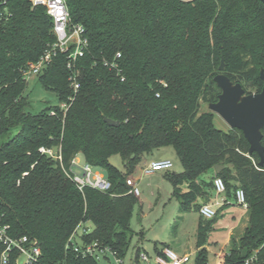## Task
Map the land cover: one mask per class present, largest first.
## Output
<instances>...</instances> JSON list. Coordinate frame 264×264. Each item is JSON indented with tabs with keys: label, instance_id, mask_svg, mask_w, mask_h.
Masks as SVG:
<instances>
[{
	"label": "trees",
	"instance_id": "1",
	"mask_svg": "<svg viewBox=\"0 0 264 264\" xmlns=\"http://www.w3.org/2000/svg\"><path fill=\"white\" fill-rule=\"evenodd\" d=\"M67 3L71 22L85 27L89 45L72 69L68 53L60 52L37 75L58 99L38 112L31 111L24 70L56 41L53 20L33 0H8L12 16L0 24V219L10 225L12 236L38 241L42 255L28 264H100L67 246L73 234L124 257L139 202L129 192L126 175L146 163V155L167 146L183 166L182 172L166 175L180 212H199L209 203L217 177L226 183L227 200L243 189L249 224L239 239H232L223 264H248L254 256L264 264V166L257 153L249 154L240 129H220L215 113L201 111L202 104L218 101L215 76L222 59L224 73L246 93L262 90L264 2ZM74 72L77 93L70 81ZM106 117L119 126L108 124ZM42 146L60 148L62 162L41 153ZM78 154L104 169L111 190L78 189L68 175ZM114 154L122 156L125 171L110 162ZM218 164L224 168L216 172ZM217 220L218 211L212 219L200 216L194 264H208L207 243ZM4 247L0 243V264ZM17 257L13 252L9 264H16Z\"/></svg>",
	"mask_w": 264,
	"mask_h": 264
},
{
	"label": "built area",
	"instance_id": "2",
	"mask_svg": "<svg viewBox=\"0 0 264 264\" xmlns=\"http://www.w3.org/2000/svg\"><path fill=\"white\" fill-rule=\"evenodd\" d=\"M34 4H42L46 7L47 13L53 20V33L56 36V41L46 49L43 55L35 62L30 63L28 68L24 70V76L28 78L37 76L46 66H48L58 53H68V67L72 69L75 61L84 56L89 40L86 36L85 27L82 24H73L67 0H33ZM12 16L8 6V0H0V24L7 21ZM120 56V53H118ZM76 72L70 76L71 86L75 93L80 88V83L76 79ZM124 80V78H122ZM73 99V98H71ZM62 109H67L68 104H61ZM55 114V111H51ZM40 152L47 154L56 161L62 162V153L60 148H49L42 146ZM93 165L85 163L80 166L75 157L72 160V166L68 175L76 184L79 190L84 191L86 188H92L101 192H107L112 189L113 183L105 173L94 171ZM173 167L171 160H152L144 169V173L151 174L163 170H170ZM126 183L129 186V192L135 196H140V188L138 179L126 178ZM215 198L212 203H207L201 206L200 215L206 219H212L217 214L216 206L223 205L227 202V186L223 178L217 177L214 180ZM235 203L241 207L248 208L245 192L243 189H238L235 193ZM84 233L89 232V229H83ZM0 243L4 244V250L1 255L2 264H9L10 255L13 252L18 253L16 264H28L36 262L42 255V249L36 239H31L24 235L14 237L11 235V227L9 224L0 219ZM67 246L81 256H92L100 260L106 257L110 252L117 260L113 264H122L120 257L115 255L110 248L100 247L97 242H84L79 236L73 234ZM107 258V257H106ZM139 261L147 264H194L195 256L190 253L179 254L169 247L162 249L154 257H150L149 253L142 251L139 254ZM248 264H260L256 257L247 260Z\"/></svg>",
	"mask_w": 264,
	"mask_h": 264
},
{
	"label": "rangeland",
	"instance_id": "3",
	"mask_svg": "<svg viewBox=\"0 0 264 264\" xmlns=\"http://www.w3.org/2000/svg\"><path fill=\"white\" fill-rule=\"evenodd\" d=\"M27 93L30 94L33 108L31 111L38 112L47 105H55L58 103L57 96L54 92L45 90L40 82L38 76L28 78ZM210 110L207 104H202L201 111ZM215 124L218 128L228 130L230 126L218 114H215ZM148 161L152 160H171L173 167L170 171L180 173L183 171V166L173 147L167 146L155 150L152 154L146 155ZM79 165L85 164L82 154L77 155ZM110 162L121 171H125L124 161L120 154H114L110 157ZM147 163L139 166L137 175L142 176L139 182L140 196L137 198V203L132 219L131 227L133 229V238L131 246L124 257H122V264H147L139 261V254L142 251L149 253L150 257L157 254V250L166 244H170L174 249L178 245H182L186 252L192 254L195 247L197 223L199 221L198 211H189L186 213L180 212L179 201L173 196V185L166 179L165 174L167 170L154 172L151 174H142L140 168H144ZM94 171L105 173L101 167H94ZM133 173L127 174L126 178H137ZM222 210L219 211V216ZM240 227L235 231H241ZM223 232V230H219ZM214 235V234H213ZM215 236H212V238ZM211 238V239H212ZM218 244L227 245L226 237L222 234L217 237ZM209 245L208 264H219L221 252L218 245L212 242ZM224 251L228 250L226 246ZM107 257V258H106ZM106 257L100 258V264H113L116 263L117 258L108 252Z\"/></svg>",
	"mask_w": 264,
	"mask_h": 264
},
{
	"label": "water",
	"instance_id": "4",
	"mask_svg": "<svg viewBox=\"0 0 264 264\" xmlns=\"http://www.w3.org/2000/svg\"><path fill=\"white\" fill-rule=\"evenodd\" d=\"M264 2V0H262ZM225 61L222 59L219 66L221 71L215 76V81L221 89L218 101L208 105L210 111L220 115L230 128L240 129L250 144L249 154L257 153L260 165L264 166V145L262 143L264 128V69L260 75L263 88L257 93H246L241 83H234L224 73ZM112 126H119V122L105 118ZM223 165H216L215 171L219 172Z\"/></svg>",
	"mask_w": 264,
	"mask_h": 264
},
{
	"label": "crops",
	"instance_id": "5",
	"mask_svg": "<svg viewBox=\"0 0 264 264\" xmlns=\"http://www.w3.org/2000/svg\"><path fill=\"white\" fill-rule=\"evenodd\" d=\"M149 162H150V160L146 162L147 165ZM145 167L143 169L140 168V170H142V174L144 173ZM138 170H139V167H137L135 169L134 174L137 175ZM170 172H174V171L167 170L165 177ZM141 177L142 176L138 177V175H137L138 183L140 182ZM166 179H168V178L166 177ZM213 192H214V195L211 198V201L209 203H212L214 201L215 196H216L215 189L213 190ZM226 198H227V196H226ZM216 209H217L218 213H219V211L222 210V213L220 214V217L218 218L217 222L214 225V231L210 234L209 242H212L215 245L219 246V248L221 250V252H219V256H220L219 264H223L225 254L228 250L224 251L222 249H224L226 246H228V249H229L231 246L232 239L233 238L239 239L242 236L245 228L249 224L250 213H249L248 208L241 207V206L237 205L235 203L234 198H231V199L229 198V200H227V202L225 204L216 206ZM199 216H201L200 213H199ZM218 216H219V214H218ZM240 227H242L241 231L237 233V237H236L235 231L237 229H239ZM197 228H198V223H197ZM219 230H223V232H219ZM222 234L226 237L227 245H225V246L218 244L217 237H219ZM212 236H215V238L214 237L212 238ZM168 247L173 249L174 251H176L179 254L188 253V252H186V250H188L187 249L188 247L185 249L182 245H178V247H176V249H174L170 244H168ZM207 249L209 251V245H207ZM196 250H197V247H196V240H195V247L193 249L194 252H192L193 256H195Z\"/></svg>",
	"mask_w": 264,
	"mask_h": 264
}]
</instances>
